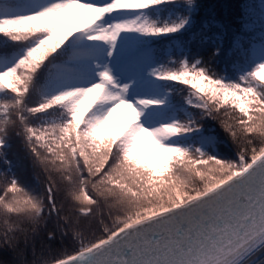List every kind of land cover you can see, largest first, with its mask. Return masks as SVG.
Returning a JSON list of instances; mask_svg holds the SVG:
<instances>
[{
    "label": "snow or ice",
    "instance_id": "snow-or-ice-1",
    "mask_svg": "<svg viewBox=\"0 0 264 264\" xmlns=\"http://www.w3.org/2000/svg\"><path fill=\"white\" fill-rule=\"evenodd\" d=\"M196 10V0H0V48L19 46L0 50V149L19 127L46 173L41 195L15 177L0 185V264L4 246L27 245L53 217L49 235L78 247L51 264H264V39L236 79L186 53L157 61L149 42L183 32ZM172 82L201 119L219 120L236 159L209 151L215 139L172 103ZM93 221L103 235L86 239Z\"/></svg>",
    "mask_w": 264,
    "mask_h": 264
},
{
    "label": "trees",
    "instance_id": "trees-1",
    "mask_svg": "<svg viewBox=\"0 0 264 264\" xmlns=\"http://www.w3.org/2000/svg\"><path fill=\"white\" fill-rule=\"evenodd\" d=\"M262 1L264 2V0H196L197 10L193 14V23L179 34L152 39L149 42L150 47L157 61L168 67L173 66L170 61L183 59V54L186 53L190 60H202L218 75L236 79L239 75L238 69L247 67L254 58L251 53L253 44L261 43L264 39V21L260 8ZM217 47L220 48L218 54H216ZM0 50L5 54H11L18 51L19 46L17 42L8 41ZM60 59L56 62L59 63ZM172 86L174 91L170 93V96L177 109L188 107L199 119L204 133L215 136L216 148L210 147L209 151L221 158L236 159L237 144L233 143L219 120L208 117L201 119L199 111L186 104L185 97L189 95L188 87L178 82H172ZM34 99H36L35 95L30 98L29 106ZM177 115L183 120L181 111H178ZM33 126H38L35 121ZM20 131L19 127L11 126L7 130L5 137L7 146L0 149L3 153L0 155V185L15 177L23 187L34 194L41 195L46 173L34 160L24 137L18 134ZM64 197L63 191L57 193L58 206ZM63 209L67 211V202L64 203ZM115 214L113 211L110 218L108 210L105 209V223L111 226ZM21 227L29 228L30 226L22 224ZM54 229H56L55 217L51 220H43L34 234L29 232L27 245L21 237L15 250L4 246L2 259L5 264H20L22 259L28 264H32L34 260L37 264H44L45 261L51 264L52 259L71 254L78 247V241L73 242L70 235H62L59 231L55 232V238H53L49 232ZM102 229V225L93 221L91 229L85 233V238L101 237ZM3 231V217H0V239H2ZM33 249H35V255H33ZM20 250H23V257L18 255Z\"/></svg>",
    "mask_w": 264,
    "mask_h": 264
},
{
    "label": "rangeland",
    "instance_id": "rangeland-1",
    "mask_svg": "<svg viewBox=\"0 0 264 264\" xmlns=\"http://www.w3.org/2000/svg\"><path fill=\"white\" fill-rule=\"evenodd\" d=\"M260 8H261V17H262V20L264 21V2L263 1L260 3ZM260 45H261V43L255 42L251 48V53H252L254 58H255L256 53L258 52ZM115 119H116V117L114 116L113 120H115ZM206 135H209V134H206ZM209 136H212L215 139V144L213 146H211L212 148L215 149L216 148V138L214 135H209ZM257 259H259V257H257Z\"/></svg>",
    "mask_w": 264,
    "mask_h": 264
}]
</instances>
